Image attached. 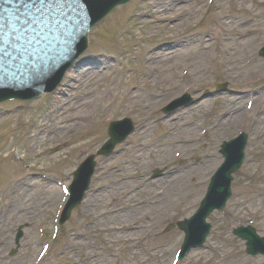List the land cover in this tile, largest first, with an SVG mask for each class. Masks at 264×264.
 I'll return each mask as SVG.
<instances>
[{
    "label": "rangeland",
    "instance_id": "obj_1",
    "mask_svg": "<svg viewBox=\"0 0 264 264\" xmlns=\"http://www.w3.org/2000/svg\"><path fill=\"white\" fill-rule=\"evenodd\" d=\"M260 1L131 0L90 29L87 49L52 93L19 103L23 105L0 104V122L5 123L0 148L16 142L29 166L23 175L0 157V182L12 169L0 190V264H32L45 240L39 229L46 238L51 230L59 189L28 174L54 178L57 169L66 171L56 175L69 174L103 143L108 121L123 117L133 120L136 131L111 157L97 159L92 190L75 214L78 223L63 229L70 240L60 237L39 264H171L181 233L173 229L161 235L162 230L192 213L219 164L220 143L240 130L250 135L249 165L234 178L226 212L210 217L214 230L206 249L191 253L183 264H264L261 258L245 257L243 244L230 235L236 224L248 221L264 234V114L258 124H243L236 114L244 111L247 97L257 99L264 92V58L258 56L264 41ZM202 36L208 51L199 45ZM248 40L246 59L252 63L231 59L238 44ZM219 83L234 92L202 98ZM182 92L198 99L189 116L177 123L163 119L160 109ZM174 151H180L178 158ZM185 164L190 169H183ZM161 167L183 170L166 179L145 180ZM172 181L185 185L178 195L190 193L181 204L174 198L177 194L169 192ZM147 197L158 205L141 203L140 212L133 211V204ZM138 213L145 218L140 220ZM20 224L26 228L11 257L8 248H13V233ZM127 224L134 225L127 229ZM135 226L139 231L131 230ZM134 242L142 247L140 253ZM106 251L117 255L109 257Z\"/></svg>",
    "mask_w": 264,
    "mask_h": 264
},
{
    "label": "snow or ice",
    "instance_id": "obj_2",
    "mask_svg": "<svg viewBox=\"0 0 264 264\" xmlns=\"http://www.w3.org/2000/svg\"><path fill=\"white\" fill-rule=\"evenodd\" d=\"M78 0H0V84L14 73L10 68L24 69L27 83L43 74L36 71L41 47L61 34L65 20L76 10ZM79 20L72 35L79 31ZM71 49L65 46L60 59H65ZM51 70L55 62L39 65Z\"/></svg>",
    "mask_w": 264,
    "mask_h": 264
},
{
    "label": "bare ground",
    "instance_id": "obj_3",
    "mask_svg": "<svg viewBox=\"0 0 264 264\" xmlns=\"http://www.w3.org/2000/svg\"><path fill=\"white\" fill-rule=\"evenodd\" d=\"M263 0H261L260 2H262ZM218 26L220 27L221 25L220 24H218ZM202 42H203V39H202ZM250 44H251V40H248V41H246V42H244V43H242V44H238V47H239V50L237 51L236 50V52L232 55V58L231 59H233V60H236V61H238V60H245L246 59V49H248L249 47H250ZM63 50V52H64V47L62 48ZM49 59H50V61L51 60H53V61H55V56L53 57V56H51V57H48ZM252 62L250 61V58L248 57L246 60H245V64L246 65H248V64H251ZM51 71H53V69H51V70H48V75H47V81L49 80V79H51V77H52V72ZM249 73V72H248ZM255 81H257V80H255ZM249 116V113L248 112H246L245 113V111H244V113H240L239 114V117L241 118V120H242V118L243 117H245V118H247ZM234 123H236V122H234ZM226 125H228V123L226 122ZM178 177H180V176H178ZM177 178V177H176ZM175 178V179H176ZM171 185H172V187L169 189V192L170 193H172V194H177L174 198H177V199H180L181 198V196L180 195H178V194H181L184 190H185V185L182 183L181 185H175L174 184V181H172L171 182ZM187 195V194H186Z\"/></svg>",
    "mask_w": 264,
    "mask_h": 264
},
{
    "label": "water",
    "instance_id": "obj_4",
    "mask_svg": "<svg viewBox=\"0 0 264 264\" xmlns=\"http://www.w3.org/2000/svg\"><path fill=\"white\" fill-rule=\"evenodd\" d=\"M85 1L86 3V6L88 7V9H98L99 7H101L104 3L103 0H90V3H87V0H83ZM16 69V68H15ZM22 86H27V85H22ZM20 88V87H19ZM31 95H27L26 97H29ZM115 143L114 140L111 141V145H113ZM228 171V169L226 170ZM225 171V173H226ZM85 182H86V179L83 181L82 183V188L84 189L85 188ZM84 184V185H83ZM220 185L216 183V185H214V187L212 188V191L210 192V196L212 194V196L214 195V201H212V203H210V206L206 209V211H204V213H201L200 214V220L204 218V216H206V214L208 212H210L213 208H214V205H216V203H218V199L220 200H223L224 198V191H226V185H224L223 187H219ZM198 229H200V227H198ZM198 231V230H197ZM204 238V232H200V236H199V240H198V243H201L202 240Z\"/></svg>",
    "mask_w": 264,
    "mask_h": 264
}]
</instances>
